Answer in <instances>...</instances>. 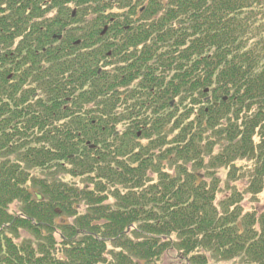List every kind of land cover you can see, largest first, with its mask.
Wrapping results in <instances>:
<instances>
[{
    "label": "trees",
    "instance_id": "16d2710c",
    "mask_svg": "<svg viewBox=\"0 0 264 264\" xmlns=\"http://www.w3.org/2000/svg\"><path fill=\"white\" fill-rule=\"evenodd\" d=\"M205 160L260 193L264 0H0V264H264V211L218 207Z\"/></svg>",
    "mask_w": 264,
    "mask_h": 264
},
{
    "label": "rangeland",
    "instance_id": "374dc122",
    "mask_svg": "<svg viewBox=\"0 0 264 264\" xmlns=\"http://www.w3.org/2000/svg\"><path fill=\"white\" fill-rule=\"evenodd\" d=\"M124 127H125L124 124L122 123L118 124L117 130L120 131L119 133H121ZM136 142H137L135 143L136 145H146L147 144V142L143 139H139ZM218 151L219 149L216 147L214 149L213 154H216ZM206 163H207V160L204 161V168H199L193 172L195 175L200 176V179L202 181H205L206 183H210L213 179H216L217 181H219V187H218V191L216 194L215 204H217L218 207H220L219 203L221 201H224L225 199L230 197L233 192H237L239 193L238 198L240 199V202L238 205L242 210V214H246V213L252 214L254 215L255 219H258L259 215L264 211V180H263V186H262L260 193L251 194L248 192L247 189H248V186L250 185V176H251L250 173L252 171V163L247 162V161L236 162L235 163L236 166L241 167L240 169H242L241 171L242 177L239 175V173H237V176H235V179H232L229 176V169H226L225 167H223V168H215V169L207 170L205 168ZM163 168L166 173L168 174L172 173V170H170L169 168H166L165 166ZM43 177L44 176L40 170H35V169L31 170V178L36 180V179H42ZM54 177L61 179L63 183L75 184L77 188L78 187L83 188L84 185L89 183V181L86 179L85 176L80 177V178H75V177H71L70 174L59 173L57 175H54ZM150 177L153 179L152 180L153 182L156 181L155 176H150ZM32 182L33 181L27 184V189L31 193V195H33V193L36 192L35 189L32 188ZM105 192L107 193V199L104 201V206L113 205L115 203V200L112 196V189L110 191L106 189ZM79 204L81 205V207L84 206L82 201H79ZM19 206L20 204L17 201L10 204L8 208V213L16 214L19 210ZM83 212H85L84 208H81L80 214H82ZM64 218L66 219V222L72 221V219H69L68 216H64ZM56 222H58V219H56ZM55 227H58V225H56ZM17 234H18V238H13L14 237L13 235H9L10 237L13 238V242L15 243H21L25 239L30 238L29 234L23 229L18 230ZM53 235L55 237V240L59 242V238H58L59 234L57 233V230H54ZM130 236L132 237V235ZM175 239H176L175 235L170 237L171 242H175ZM57 250H59V248H57ZM113 251L115 253L117 252L116 250H114L112 243L110 241L106 242V250L104 253V258L106 260H109L110 253ZM179 255L180 254L175 250L168 251L161 256V258L159 259V264H173L176 262L175 259ZM57 257H61V255L58 253ZM206 258L208 260V264H240V261L238 259H234V260H230L226 262L220 261L219 258L215 260L211 254H206ZM131 263L132 264H144L142 262H139L136 259H132Z\"/></svg>",
    "mask_w": 264,
    "mask_h": 264
},
{
    "label": "water",
    "instance_id": "95a60500",
    "mask_svg": "<svg viewBox=\"0 0 264 264\" xmlns=\"http://www.w3.org/2000/svg\"><path fill=\"white\" fill-rule=\"evenodd\" d=\"M36 198H37L38 200H41L40 195H36Z\"/></svg>",
    "mask_w": 264,
    "mask_h": 264
},
{
    "label": "flooded vegetation",
    "instance_id": "af4514ba",
    "mask_svg": "<svg viewBox=\"0 0 264 264\" xmlns=\"http://www.w3.org/2000/svg\"><path fill=\"white\" fill-rule=\"evenodd\" d=\"M115 135H117V134H115Z\"/></svg>",
    "mask_w": 264,
    "mask_h": 264
}]
</instances>
